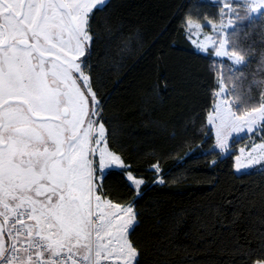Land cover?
I'll return each mask as SVG.
<instances>
[{
	"label": "trees",
	"instance_id": "1",
	"mask_svg": "<svg viewBox=\"0 0 264 264\" xmlns=\"http://www.w3.org/2000/svg\"><path fill=\"white\" fill-rule=\"evenodd\" d=\"M221 11L213 0H106L91 20L86 70L101 102L97 120L107 148L144 180L139 195L124 169L102 181L103 198L133 207L134 264L264 259V168L234 170L238 147L264 135L255 131L222 155L206 120L220 68L235 109L264 97V19L239 12L228 40L244 62L232 69L196 50L185 30L187 19L215 22Z\"/></svg>",
	"mask_w": 264,
	"mask_h": 264
},
{
	"label": "snow or ice",
	"instance_id": "2",
	"mask_svg": "<svg viewBox=\"0 0 264 264\" xmlns=\"http://www.w3.org/2000/svg\"><path fill=\"white\" fill-rule=\"evenodd\" d=\"M245 2L251 12L264 8V0ZM105 6L106 0H0V264H134L138 256L129 239L133 207L102 198L110 165L127 172L137 195L144 184L119 155L98 147L105 127L94 119L101 102L86 67L91 20ZM224 8L235 12L228 3ZM215 55L244 60L224 50L223 40ZM261 122L264 97L240 109L220 101L208 117L221 153L233 133L264 135ZM248 159L264 160V143Z\"/></svg>",
	"mask_w": 264,
	"mask_h": 264
},
{
	"label": "rangeland",
	"instance_id": "3",
	"mask_svg": "<svg viewBox=\"0 0 264 264\" xmlns=\"http://www.w3.org/2000/svg\"><path fill=\"white\" fill-rule=\"evenodd\" d=\"M215 2H218L221 5V8L224 10V14L223 16L221 15L218 21H212V24L216 25V28H213L211 24L208 23V21L210 20H206L203 22H199L196 20H192V19H187L185 21V30L187 33V36L190 40V42L192 43L193 47L203 53H208L210 52L213 57H215L216 59L220 60V61H227V63L232 66V69L238 68L239 66H241L244 62V60L237 64L235 62V58L229 59L228 57L225 56H220L217 57L215 55V50L216 47L219 46V42L221 40L224 41V50L226 51H233L230 50V46H229V32L230 30H232L236 25H237V20H238V16H239V12H245L248 18H257V17H262L264 19V8L260 9L257 12H251L250 10H248L246 8V2L245 0H213ZM225 3H228L231 5V8L235 9V12H231L228 9L224 8ZM222 12V11H221ZM231 20V24H229V21ZM189 21H191V23L189 24ZM200 24L201 27L197 28L196 25ZM206 36H211V40H206L205 37ZM198 45L200 46H204L203 51L200 50V48H198ZM219 80H218V88L215 92V101L212 105V108L210 109L208 115H207V124H208V117L209 114L212 113L214 111V106L219 103L220 101H224L225 105H231L234 107V109L237 106V102L233 99V91L231 92L230 90H232L234 88V85H232L231 87H228V85L223 81V74H222V69L220 68V73L218 74ZM234 102V103H233ZM97 120V118H94ZM262 123V122H261ZM99 124L96 125V127L98 128ZM211 129V125H208ZM212 131V130H211ZM255 132V131H254ZM253 132V133H254ZM213 134V138H214V144H213V148L218 150L220 152V150L218 148L215 147L216 145V137L214 132L212 131ZM252 134V133H251ZM93 135H97V133H94ZM250 134H248L246 131L245 132H241V133H233L232 137H230V144H229V149L227 152L225 153H221L222 155L227 154L230 149H231V145L233 142L238 141L239 139L244 138L245 136H249ZM248 140H245L244 145H241L238 147L237 150V155L234 158V170L236 172H242V171H246L249 170L253 167H260V168H264V160L260 161L259 163L256 164H252L250 163L248 157L251 154V149L254 145L256 144H260V143H264V141H259V142H255L252 143L249 147H246L245 143H247ZM90 146L92 147H97V145H95L94 143H92ZM106 143L104 141L103 144L99 145L98 147H105ZM108 149V148H107ZM244 151H241V150ZM109 150V149H108ZM110 151V150H109ZM111 152V151H110ZM113 153V152H112ZM239 156L240 157V161L237 162L236 157ZM95 161H96V165L97 168L99 167V157L98 155L96 157H94ZM243 165L244 167H241L238 169L237 165ZM110 168H118L115 165H110ZM127 175V173H126ZM135 187V186H134ZM136 189V188H135ZM137 191V189H136ZM99 194V193H98ZM103 198V197H102ZM105 199V198H103ZM122 206H131L132 205H122ZM135 223V220L133 222V224ZM257 264V262L255 263Z\"/></svg>",
	"mask_w": 264,
	"mask_h": 264
},
{
	"label": "built area",
	"instance_id": "4",
	"mask_svg": "<svg viewBox=\"0 0 264 264\" xmlns=\"http://www.w3.org/2000/svg\"><path fill=\"white\" fill-rule=\"evenodd\" d=\"M17 227H18V225H17ZM6 234V238H7V233H5ZM77 259H79L78 257H77ZM67 264H72V261H68L67 262ZM102 264H113V262L111 261V260H108V261H102Z\"/></svg>",
	"mask_w": 264,
	"mask_h": 264
}]
</instances>
